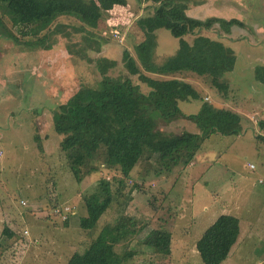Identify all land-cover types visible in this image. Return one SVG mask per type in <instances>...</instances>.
Masks as SVG:
<instances>
[{
    "label": "rangeland",
    "instance_id": "374dc122",
    "mask_svg": "<svg viewBox=\"0 0 264 264\" xmlns=\"http://www.w3.org/2000/svg\"><path fill=\"white\" fill-rule=\"evenodd\" d=\"M127 1L133 18L126 25L116 20L119 26L113 27L107 13L96 29L70 17H60L49 27H13L0 8V264H66L122 215L142 228L116 247L118 253H134L125 264H202L195 242L220 215L236 217L240 229L226 264H264V143L257 139V122L264 119V86L254 79L255 67L264 65V13H235L247 30L232 27L230 39L224 38L236 54L234 69L226 76V99L210 91L205 79L194 78L190 81L201 102L179 104L185 115H195L202 103L237 112L243 120L240 135L214 134L204 140L189 121L171 126L159 121L158 129L166 134L188 131L198 138L162 163L145 152L127 177L104 164L103 152L85 164L80 184L68 171L61 138L52 129L55 108L80 89L98 88L100 59L116 63L108 77L139 83L125 70L122 54L128 51L136 58L134 48L143 37L135 23L153 8L141 0ZM256 3L264 9V0ZM155 35L160 60L178 41L166 30ZM127 154L116 151L109 161L122 162ZM101 181L111 186L114 201L91 232L82 231V196ZM64 205L76 212L67 226L54 214ZM5 225L17 234L28 231L27 239L7 241L1 235ZM153 230L170 234L169 256L143 245Z\"/></svg>",
    "mask_w": 264,
    "mask_h": 264
},
{
    "label": "trees",
    "instance_id": "16d2710c",
    "mask_svg": "<svg viewBox=\"0 0 264 264\" xmlns=\"http://www.w3.org/2000/svg\"><path fill=\"white\" fill-rule=\"evenodd\" d=\"M141 1L149 4L153 13L140 17L135 23L143 37L134 48L136 58L128 51L122 54L125 70L130 76H137L139 83L130 78L108 77V70L116 63L100 59L98 71L102 80L98 88L80 89L52 113V129L61 138L59 149L68 171L78 184L85 164L97 159L100 152L104 154L107 167L118 168L122 176L127 177L145 152L162 163L171 160L198 138L188 131L166 134L158 129L159 121L170 126L189 121L204 140L214 134L238 136L243 131L242 117L231 109L202 103L195 115H185L179 104L201 102L200 94L190 81L194 78L205 79L210 91L226 99L229 89L226 76L234 69L236 54L224 43V38H229L232 27L244 29L245 23L235 18L198 20L188 16L186 11L190 4L201 1ZM0 8L13 27L22 28L49 27L60 17H70L96 29L107 13L112 18L111 25L117 27L116 20H122L126 25L132 17L127 10V0H0ZM214 28L215 37L210 33ZM159 30L168 31L178 41L176 49L160 60L162 55L157 54L155 35ZM188 36L192 37L191 41L185 39ZM39 45L40 49L46 50L45 43ZM254 79L264 86V65L255 67ZM142 86L146 88L145 92ZM257 127L261 132L257 139L264 143V119L257 122ZM116 151L129 154L122 162L110 163ZM118 184L122 186L123 182ZM112 201L111 186L103 181L96 190L83 195L81 207L85 216L78 218L79 228L91 232ZM68 223L62 222L64 226ZM141 230L134 218L122 215L114 223L105 225L81 253H73L66 264H125L134 253L127 250L118 253L116 247L129 242ZM239 233L236 217L218 216L195 242L201 263L225 262ZM22 234L5 225L1 235L7 241L18 242L21 238L27 239ZM170 244V234L161 230L150 231L143 239L145 247L161 256L170 255Z\"/></svg>",
    "mask_w": 264,
    "mask_h": 264
},
{
    "label": "crops",
    "instance_id": "0c3cea01",
    "mask_svg": "<svg viewBox=\"0 0 264 264\" xmlns=\"http://www.w3.org/2000/svg\"><path fill=\"white\" fill-rule=\"evenodd\" d=\"M192 1H198V2L201 1V2L199 4H193V3L190 4L186 13L191 18L198 19V20H205V19L210 18V17L229 20V19L236 17L237 14H235V13H254L253 15H258L259 13H264V9L260 8V6L256 3V0H223V1H221V0H192ZM233 4L235 7L232 6ZM147 5L149 6V4H147ZM191 13H194V14H191ZM195 13H200V15H203V16H198ZM151 14H149V15H151ZM149 15H144V16H149ZM132 16H133V14H132ZM141 17H143V16H141ZM202 17H206V18H202ZM238 17H240V16H238ZM244 17H246V16H244ZM131 18H133V17H131ZM240 19H242V18L240 17ZM243 22H244V20H243ZM246 26L247 25L245 24L244 29L247 30ZM254 26L257 29L260 28L259 26H256V24ZM230 36H232V35L230 34L229 37ZM169 174H171V173H169ZM240 244L238 246H240ZM229 256H230V254H229ZM229 256H228V258H229ZM228 258L222 264H226V262H229ZM258 264H260V263H258Z\"/></svg>",
    "mask_w": 264,
    "mask_h": 264
},
{
    "label": "built area",
    "instance_id": "2783aa9c",
    "mask_svg": "<svg viewBox=\"0 0 264 264\" xmlns=\"http://www.w3.org/2000/svg\"><path fill=\"white\" fill-rule=\"evenodd\" d=\"M247 168L249 170H253L254 166L253 165H248ZM54 214H56L58 216V218L62 222H66V221H69L70 218L75 215V212H74V208L73 207L64 205V207H63V209L61 211L60 210H55ZM23 234H24V236H28V232L27 231H24Z\"/></svg>",
    "mask_w": 264,
    "mask_h": 264
}]
</instances>
